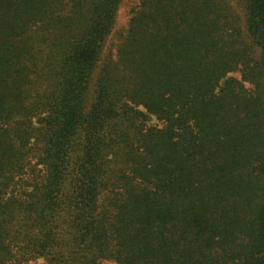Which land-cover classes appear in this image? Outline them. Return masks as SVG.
<instances>
[{"label": "trees", "instance_id": "obj_1", "mask_svg": "<svg viewBox=\"0 0 264 264\" xmlns=\"http://www.w3.org/2000/svg\"><path fill=\"white\" fill-rule=\"evenodd\" d=\"M122 2L0 0V264H264V0Z\"/></svg>", "mask_w": 264, "mask_h": 264}, {"label": "rangeland", "instance_id": "obj_2", "mask_svg": "<svg viewBox=\"0 0 264 264\" xmlns=\"http://www.w3.org/2000/svg\"><path fill=\"white\" fill-rule=\"evenodd\" d=\"M135 2H136V0H123L121 8L119 10V16H118L119 24L123 25L126 22L129 11H130L131 7L135 4ZM236 76H238V75L236 74ZM149 123L155 124L156 122L154 119H152ZM156 124H158V123H156ZM29 264H43V261L39 259L35 262L32 261ZM104 264H114V263L105 262Z\"/></svg>", "mask_w": 264, "mask_h": 264}]
</instances>
